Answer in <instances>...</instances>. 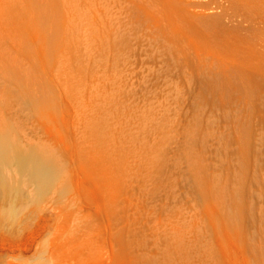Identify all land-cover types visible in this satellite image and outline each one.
<instances>
[{"label":"rangeland","instance_id":"374dc122","mask_svg":"<svg viewBox=\"0 0 264 264\" xmlns=\"http://www.w3.org/2000/svg\"><path fill=\"white\" fill-rule=\"evenodd\" d=\"M226 2L0 0V136L59 167L0 164V264H264L263 113L209 87Z\"/></svg>","mask_w":264,"mask_h":264},{"label":"bare ground","instance_id":"6f19581e","mask_svg":"<svg viewBox=\"0 0 264 264\" xmlns=\"http://www.w3.org/2000/svg\"><path fill=\"white\" fill-rule=\"evenodd\" d=\"M227 2L226 8H222L223 10L226 9L225 11L222 10L225 13L221 12L220 16H217L218 14L215 16L219 22L222 20L220 22L222 26L218 25L219 27L212 36L217 33L216 39H219L221 44L219 41L217 42L222 47L216 48V50L219 49L217 55L214 53L216 50L213 52L215 54L214 58L218 62L214 60V65L211 64L215 66L217 62V66L213 67L210 64L211 68H208L210 74L209 76L207 73L209 87L215 88V78L222 77L224 79L222 84L226 91H232L234 94L233 90H236V92L244 94L249 99V103H254L256 108L253 107L252 109L259 110L258 113L260 111L261 114L263 113L262 116L259 115V117H262L259 119L264 123V0H227ZM230 8L233 11H228V9L231 10ZM221 16H225L227 20H220ZM207 19H203L207 21L206 27H208V24L216 23L214 17V20L210 19L209 21ZM211 27L213 26L209 28ZM214 27L216 28V26ZM214 27L213 30H215ZM217 46L219 45L217 44ZM216 56H218V59H216ZM216 68L218 70H215ZM239 97L241 98L242 95ZM242 99L237 102L240 103ZM247 105L245 107L250 109L253 104ZM246 118L249 121L248 116ZM255 120L258 119L255 117ZM5 140L4 137L0 136V164L7 162L15 164L20 170H26L41 186H46L57 178L59 167L50 156H44L37 148H24ZM15 194L16 192L13 190H9L7 193L10 199H13ZM9 208L13 211L16 209L12 200Z\"/></svg>","mask_w":264,"mask_h":264}]
</instances>
